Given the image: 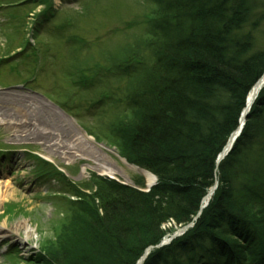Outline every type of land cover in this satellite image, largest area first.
I'll use <instances>...</instances> for the list:
<instances>
[{
    "label": "trees",
    "instance_id": "16d2710c",
    "mask_svg": "<svg viewBox=\"0 0 264 264\" xmlns=\"http://www.w3.org/2000/svg\"><path fill=\"white\" fill-rule=\"evenodd\" d=\"M149 1L156 7L147 31L154 59L130 73L131 116L116 135L120 155L158 183L147 194L95 177L96 198L68 183L76 198L67 200L71 217L85 216L74 218L81 227L50 264H137L175 233L162 229L170 221L194 228L154 249L145 264H264V89L217 166L264 76V49H256L264 0Z\"/></svg>",
    "mask_w": 264,
    "mask_h": 264
},
{
    "label": "rangeland",
    "instance_id": "374dc122",
    "mask_svg": "<svg viewBox=\"0 0 264 264\" xmlns=\"http://www.w3.org/2000/svg\"><path fill=\"white\" fill-rule=\"evenodd\" d=\"M155 10L148 0L0 3V183L11 194L0 202V264H50L61 242L69 246L81 227L74 218L85 214L71 217L68 183L96 198L94 179L109 180L100 174L109 169L112 181L150 193L119 154L116 130L131 116L130 73L154 59L147 24ZM257 42L263 50L264 28Z\"/></svg>",
    "mask_w": 264,
    "mask_h": 264
},
{
    "label": "water",
    "instance_id": "95a60500",
    "mask_svg": "<svg viewBox=\"0 0 264 264\" xmlns=\"http://www.w3.org/2000/svg\"><path fill=\"white\" fill-rule=\"evenodd\" d=\"M262 83H264V76H263V78L256 84V87L254 88V90H255V93H254V99L253 100H251L250 101V98H251V96L249 97V99H248V102H247V108L245 109V112L243 113V115H242V120H241V125H240V127L238 128V130L230 137V139H229V143H228V145L225 147V149L223 150L224 152L219 156V158H218V164H221L224 160H225V158L233 151L232 149H233V147H234V145H235V143H236V141L238 140V138L240 137V135L242 134V132L244 131V126H245V123H246V120H247V117H248V115H249V113L251 112V109H252V106H253V104L255 103V100L258 98V94H259V92L262 90ZM254 90H253V92H254ZM150 174V173H149ZM150 175H152V174H150ZM154 176V175H153ZM155 177V176H154ZM155 180L157 181V178L155 177ZM152 187H153V185H152ZM152 187H148L149 189H151ZM217 187H218V184H216V187H214L209 193H208V196H206V198L203 200V202H202V210L203 209H206V207L208 206V203H209V201L212 199V197L215 195L214 193L216 192V189H217ZM201 210V211H202ZM200 211V213L198 214V217L197 218H199L200 217V215H201V212ZM193 225H188V226H186V228L185 229H182V230H179L178 232H176L175 233V235L174 236H171V237H166L165 238V241H164V243H162L160 246H158L157 248H160V247H163V246H165L166 244H169V243H171L173 240H175V238H177V237H180V236H182V235H184V234H186V232L192 227ZM153 248H151V249H148V251L145 253V255H144V257L140 260V263L139 264H143L144 263V260L146 259V257L150 254V252H151V250H152Z\"/></svg>",
    "mask_w": 264,
    "mask_h": 264
},
{
    "label": "bare ground",
    "instance_id": "6f19581e",
    "mask_svg": "<svg viewBox=\"0 0 264 264\" xmlns=\"http://www.w3.org/2000/svg\"><path fill=\"white\" fill-rule=\"evenodd\" d=\"M262 85V89L264 88V83L261 84ZM254 93H255V90L254 92L250 95L251 98H250V101L254 99ZM37 118L33 121V122H37L36 121ZM41 122H46L49 121L46 116L42 115V117L40 118ZM17 122H12V124H16ZM19 123V122H18ZM45 124V123H44ZM38 136V135H37ZM35 139H40L39 137H33ZM136 171H138L139 173H141L142 175L146 176V179H147V186L148 187H152V185L156 182L155 180V177L153 175H150L149 173H147L146 171L142 170V169H138L137 167H133ZM100 174L103 175V176H113V172L111 170H105V169H102L100 171ZM9 189H8V185H4L3 183H0V202L3 203V201H6L7 199H9L11 197V194L8 192ZM2 231L0 230V233Z\"/></svg>",
    "mask_w": 264,
    "mask_h": 264
}]
</instances>
